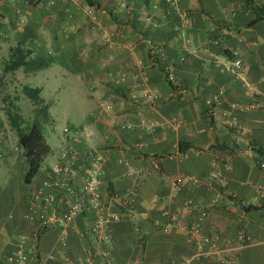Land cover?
<instances>
[{"label": "crops", "instance_id": "crops-1", "mask_svg": "<svg viewBox=\"0 0 264 264\" xmlns=\"http://www.w3.org/2000/svg\"><path fill=\"white\" fill-rule=\"evenodd\" d=\"M15 41L90 104L70 144L96 159L102 205L36 235L29 196L55 190L42 179L57 149L29 183L0 154V264L17 251L36 264H264V206L237 203L264 192V0H0V46Z\"/></svg>", "mask_w": 264, "mask_h": 264}, {"label": "rangeland", "instance_id": "rangeland-1", "mask_svg": "<svg viewBox=\"0 0 264 264\" xmlns=\"http://www.w3.org/2000/svg\"><path fill=\"white\" fill-rule=\"evenodd\" d=\"M1 46L0 154L2 157H5V155L14 156L13 158L18 157L19 160L24 162L22 148L17 141L15 126L10 122L7 113L8 111L17 113L20 116L17 121L24 125L32 119L36 108L45 103L47 114L45 117L39 114V117L43 118L42 132L49 148L48 152L50 148L57 149L56 159L58 152L64 146L58 145L59 141L67 140L70 143V140L74 137L75 139L78 138V133L75 128H71L72 123L70 121L74 123L81 122L85 112L90 108V104L82 101L80 97L82 90L78 87L74 78H69L71 75L58 76L54 73L56 65L55 63H49V55L41 57L32 52L26 66L8 71L3 69V63L8 56V46ZM42 63H45L46 66L41 69L43 67ZM22 84L40 86L39 94L43 100L34 103L26 97L21 91ZM46 155L44 157H47ZM43 159L39 167L44 165ZM51 164L48 165V168ZM38 171L33 177L37 175Z\"/></svg>", "mask_w": 264, "mask_h": 264}, {"label": "built area", "instance_id": "built-area-1", "mask_svg": "<svg viewBox=\"0 0 264 264\" xmlns=\"http://www.w3.org/2000/svg\"><path fill=\"white\" fill-rule=\"evenodd\" d=\"M124 4V3H123ZM95 18V16H92ZM241 66L239 57L233 56L228 62L222 64V69L235 73ZM170 81L171 77L165 74ZM220 98L217 92L203 98V103L207 106L210 113L217 111L221 107ZM234 106L235 104H231ZM256 106V103L250 104ZM223 112V109H222ZM228 121L234 122V116L230 115ZM88 150L89 158L93 159L94 154ZM85 156H82L77 146L68 143L58 152L56 159L46 171L42 179V184L46 187H54L55 190L44 195L37 192L30 193V200L37 204L39 224L42 227L53 225H62L71 221L82 208L86 206H101L102 201L100 183V168L96 164V159L92 163H86ZM259 167L264 168V162H259ZM80 180L79 187H76V173ZM263 194V193H262ZM196 230V226H190ZM30 256L26 251H17L15 254H7L8 260L14 261L16 264H29ZM176 264H187L184 259Z\"/></svg>", "mask_w": 264, "mask_h": 264}, {"label": "trees", "instance_id": "trees-1", "mask_svg": "<svg viewBox=\"0 0 264 264\" xmlns=\"http://www.w3.org/2000/svg\"><path fill=\"white\" fill-rule=\"evenodd\" d=\"M262 17L259 14H256L252 21ZM8 56L3 63V69L8 71H13L18 67L26 66L31 58L32 50L23 45L22 43L16 41L11 45H8ZM168 80V79H167ZM22 93L31 99L34 103L41 102L43 99L40 96V86L37 85H21ZM47 105L45 103L41 104L38 108H36L35 113L32 119L21 125L19 121H17L20 116L15 112L8 111V116L12 125L15 126L17 141L22 148V154L24 157V169L22 172V180L24 183H29L33 175L38 171L40 163L47 154L49 148L47 143L44 140L43 136V118L39 117V114L44 116L47 114L46 111ZM259 164V162H258ZM243 209L248 210L251 208L261 209L264 206V192L259 197L258 203H247L242 204L241 202H237ZM46 227L40 226V229L37 231L36 235H38L41 231H43ZM33 263L36 264V259L32 256Z\"/></svg>", "mask_w": 264, "mask_h": 264}]
</instances>
